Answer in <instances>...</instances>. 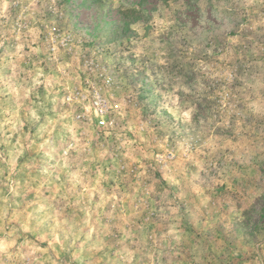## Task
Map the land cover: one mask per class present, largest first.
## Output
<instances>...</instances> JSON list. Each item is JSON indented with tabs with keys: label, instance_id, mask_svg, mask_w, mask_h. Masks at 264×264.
<instances>
[{
	"label": "clouds",
	"instance_id": "obj_1",
	"mask_svg": "<svg viewBox=\"0 0 264 264\" xmlns=\"http://www.w3.org/2000/svg\"><path fill=\"white\" fill-rule=\"evenodd\" d=\"M0 264H264V0H0Z\"/></svg>",
	"mask_w": 264,
	"mask_h": 264
}]
</instances>
